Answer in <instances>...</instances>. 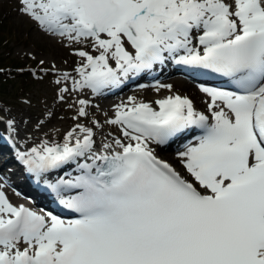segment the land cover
Here are the masks:
<instances>
[{"label": "snow or ice", "instance_id": "6c2138e0", "mask_svg": "<svg viewBox=\"0 0 264 264\" xmlns=\"http://www.w3.org/2000/svg\"><path fill=\"white\" fill-rule=\"evenodd\" d=\"M17 2L41 30L97 53L74 52V90L117 89L168 60L231 90L201 86L207 115L187 96L158 110L129 97L106 120L122 139L97 149L77 124L62 144L18 153L76 215L39 214L0 191V264H264V0ZM173 144L187 175L158 155Z\"/></svg>", "mask_w": 264, "mask_h": 264}, {"label": "rangeland", "instance_id": "374dc122", "mask_svg": "<svg viewBox=\"0 0 264 264\" xmlns=\"http://www.w3.org/2000/svg\"><path fill=\"white\" fill-rule=\"evenodd\" d=\"M18 8L19 4L16 0H0V25L5 24L6 21L9 28L12 29L8 44L0 46V61L4 56L9 55L11 57H18L20 60L24 61L23 67H27L30 63H36L40 66H48L51 70H68L73 68L79 60V56L74 54L72 48L76 44L73 43L70 45L64 40H62L61 44L57 40H53V37L46 35L34 26L32 20L20 14L17 11ZM1 20L3 21L1 22ZM87 48L88 52L91 54H97L93 52L91 46ZM41 60L44 61L43 64L40 63ZM79 62L80 64L78 66L84 62L83 58L80 57ZM43 68L45 69V67ZM44 69L41 71H44ZM51 72L52 73H43L37 70L36 77H31L30 74L23 77L12 71L0 72V100L4 108H10L13 113L21 116L23 120L25 119V122H29L27 118L33 114V117H40L42 115L51 114L52 112L58 114L65 111L68 113L70 112L72 117L70 116V118L67 119L66 125H69L70 129L73 130V125L77 123L76 116H78V114L76 113H78L79 108L82 107L78 102L79 100H84V95L81 90H76L73 93H68L66 91L62 92L61 89H64V86L61 74L63 72ZM57 80H59L60 83H56ZM152 89L153 91L158 90L157 87ZM151 96L154 95L152 94ZM61 97L63 98L61 99ZM134 97L137 96L135 95ZM85 105H87V103ZM85 105H83V107L87 115L83 118L94 120V113L97 109L99 110L97 113H99L100 109L90 105L85 107ZM109 117H111V112L106 114L102 127L98 128V133L103 136L108 134L105 131L114 133L113 125L106 123ZM33 119L35 120V118Z\"/></svg>", "mask_w": 264, "mask_h": 264}, {"label": "bare ground", "instance_id": "6f19581e", "mask_svg": "<svg viewBox=\"0 0 264 264\" xmlns=\"http://www.w3.org/2000/svg\"><path fill=\"white\" fill-rule=\"evenodd\" d=\"M52 39L56 40L54 38H52ZM50 40H51V38H50ZM60 43L62 44V41H60ZM69 72L73 76L77 75L75 69L70 70ZM165 85H167V83H165ZM156 87L158 88V90H157V91H159L158 93H156V91H153L152 88H155V87H145V88H142V89L137 90V91H135V90L131 91L132 94H130L127 97V99H125V100L128 101L129 97H134L135 95L137 96V97H134L136 102H142L145 99H151L152 100V104H151L152 107L156 108L158 110V106L155 104V101L158 100V99H163L166 96L173 95V94H178V95H181V96H185V94H189L191 97H198V96H200L202 94L199 90H197L194 87V85H192L191 83H189L187 81L178 79V78L172 80L171 90H169L166 87L165 88H161L160 85H158ZM151 94H153L154 96H151ZM122 100H124V99H120L119 102L122 101ZM87 105H88V103H87ZM58 106H59V104H58ZM64 107H67V106H64ZM103 108H106V106H103ZM61 109H63V108H61ZM33 111H35V110H33ZM69 113L67 111H65V112H61L60 114L52 112L51 114H48V115L47 114L46 115H42V116H40V119H39L41 123L37 122V121H34L33 116L32 117H28L29 123H27V126H29L31 128H34L35 131H28V129H25V131L28 133V135L24 134V133L22 134V137H23V140L25 141V144L38 145L39 146V145H41L42 142L46 141L51 146V144H53L55 142L64 143L65 134L67 132L71 131V130H69V128H70L69 125H66L67 119L70 118V116L72 117L71 113L70 114ZM76 114H78V113H76ZM94 114H97V112H95ZM98 116H99V118L102 117V112ZM99 118L98 117L96 118V122H98ZM80 120H79L80 121L79 124H81V125H83L85 127L92 128L93 133H94V136H93L94 138H98V137H102L103 136V135L98 133L99 132L98 128L101 127L100 124H98V125L97 124H95V125L88 124V123H86L85 119H83L81 117H80ZM67 124H68V122H67ZM114 126H115V129L119 128L118 125H114ZM105 137L109 138V135L105 134ZM24 141H23V143H24ZM101 141H103V140L101 139ZM162 152L164 153V151H161V153ZM173 153L174 152H171L170 154H165L164 156H167L168 158H171V160L174 161V164L177 166V168L182 169L184 171V169L178 165V162H177V160L175 158V155ZM0 156H1V159L4 157L1 152H0Z\"/></svg>", "mask_w": 264, "mask_h": 264}, {"label": "trees", "instance_id": "16d2710c", "mask_svg": "<svg viewBox=\"0 0 264 264\" xmlns=\"http://www.w3.org/2000/svg\"><path fill=\"white\" fill-rule=\"evenodd\" d=\"M4 30H5V25L4 24H1L0 25V44H1V41L3 39V31ZM9 60H10V63H12L13 65L20 64V62L17 59H15V58H9Z\"/></svg>", "mask_w": 264, "mask_h": 264}]
</instances>
